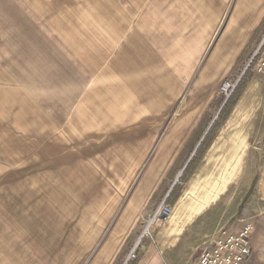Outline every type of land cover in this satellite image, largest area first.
<instances>
[{"label":"crops","instance_id":"1","mask_svg":"<svg viewBox=\"0 0 264 264\" xmlns=\"http://www.w3.org/2000/svg\"><path fill=\"white\" fill-rule=\"evenodd\" d=\"M263 36L264 0H0V264H124L167 196L131 264L248 224L264 264V82L219 116Z\"/></svg>","mask_w":264,"mask_h":264},{"label":"built area","instance_id":"2","mask_svg":"<svg viewBox=\"0 0 264 264\" xmlns=\"http://www.w3.org/2000/svg\"><path fill=\"white\" fill-rule=\"evenodd\" d=\"M257 76L264 82V36L258 47L249 59L245 69L238 77L226 80L220 87L219 94L227 103L235 94L243 78L248 74ZM173 215V207L168 202V196L160 203L155 213L150 218L139 242L132 248L124 264H131L139 257L140 241L151 236L150 230L153 225H166ZM255 227L248 224L238 233L221 236L212 249L203 252L194 264H247L252 255V236Z\"/></svg>","mask_w":264,"mask_h":264},{"label":"rangeland","instance_id":"3","mask_svg":"<svg viewBox=\"0 0 264 264\" xmlns=\"http://www.w3.org/2000/svg\"><path fill=\"white\" fill-rule=\"evenodd\" d=\"M251 76H253V74L248 73L242 80V83L240 84L239 88L237 89V91L235 92V94L229 99V101L227 102V104L225 105V107H223L221 109V111L219 112V116L220 117H225L229 114L231 107H233V105L236 102L237 96L239 94V92L242 90V88L247 84V81L250 80ZM224 102V101H223ZM223 104V103H222ZM217 127H212L211 128V132H215L214 129H216ZM211 132L208 133V135L206 136V138L203 140V142L201 143L200 149H199V153L195 154V156H193L190 161L189 164L187 166V168L185 169V171L181 174V177L178 179L177 182H175V187L174 189H172L171 191V199L174 197V195H176L179 192H182L186 189V186L189 185V183L192 181L191 178L193 177L191 175V169L192 166L194 164H196L198 162V160H201V155L202 152L204 150V147L208 145V141H209V137L211 134ZM171 204V203H170ZM172 205V204H171ZM173 207V205H172Z\"/></svg>","mask_w":264,"mask_h":264},{"label":"water","instance_id":"4","mask_svg":"<svg viewBox=\"0 0 264 264\" xmlns=\"http://www.w3.org/2000/svg\"><path fill=\"white\" fill-rule=\"evenodd\" d=\"M181 176V175H180ZM180 176H179V178H180Z\"/></svg>","mask_w":264,"mask_h":264}]
</instances>
